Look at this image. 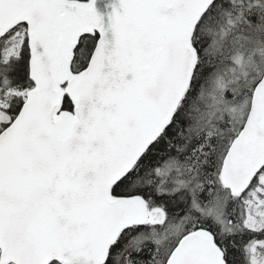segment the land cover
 Here are the masks:
<instances>
[{"label":"snow or ice","instance_id":"6c2138e0","mask_svg":"<svg viewBox=\"0 0 264 264\" xmlns=\"http://www.w3.org/2000/svg\"><path fill=\"white\" fill-rule=\"evenodd\" d=\"M0 264H264V0H0Z\"/></svg>","mask_w":264,"mask_h":264}]
</instances>
